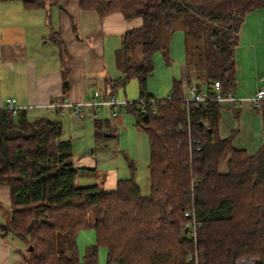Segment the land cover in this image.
<instances>
[{"label":"trees","instance_id":"trees-1","mask_svg":"<svg viewBox=\"0 0 264 264\" xmlns=\"http://www.w3.org/2000/svg\"><path fill=\"white\" fill-rule=\"evenodd\" d=\"M18 1L25 9H39L62 0ZM75 1L100 18L118 13L126 20L140 19L139 26L122 34L114 53L121 77L110 82L114 95L135 78L139 100L152 98L147 80L155 69L153 56L168 54L176 29L184 36L187 82H194L197 91H209L217 81L222 95L231 93L242 25L248 13L264 7V0ZM138 47L140 58L134 60ZM66 78L64 70V90ZM181 87L172 80L173 99L157 100L155 113L150 103L126 105L147 136L146 195L133 178L132 163L131 177L117 180L113 189L100 183L77 186L78 173L95 169L74 166L71 143L59 122L29 120L22 109L15 114L0 109V188L10 191L9 219L0 230L32 253L27 260L18 251L21 264H98L99 247L106 248L105 264H189L187 254L194 250L198 264L241 259L264 264V140L251 156L235 149V132L219 136V103H185ZM261 114L264 136V102ZM101 126L94 123L96 141ZM186 209L199 223L195 246L182 231ZM85 229L94 231L95 243L81 255L76 239Z\"/></svg>","mask_w":264,"mask_h":264},{"label":"crops","instance_id":"crops-1","mask_svg":"<svg viewBox=\"0 0 264 264\" xmlns=\"http://www.w3.org/2000/svg\"><path fill=\"white\" fill-rule=\"evenodd\" d=\"M106 17L100 18L94 11H82L75 0H62L58 6L39 9H25L18 0L0 1V109L6 107V100L12 99L16 108L26 111L29 120L49 118L59 122L64 136L65 121L61 118H76L72 108L50 105L87 102L95 92L99 93L97 100L111 96L110 82L121 76L116 78L111 71L107 37L118 28L122 31L124 18L118 13ZM255 27L259 29L258 34L250 32ZM240 36L234 51L235 80L231 94L241 100L235 104L219 103L218 132L221 138L235 132L233 147L251 156L264 140L261 107L255 108L247 101L264 88L261 87L264 83V7L247 14ZM243 48L245 57L241 59L238 53ZM64 70L66 90L63 89ZM179 73L177 80L182 84V97L187 86L194 82H187L184 66ZM84 112L95 118L98 111L94 114L90 107H85L81 118L76 119L82 122L89 119ZM95 122L101 124L95 119L93 130ZM89 161L83 163L91 165ZM85 166L75 164L78 168H94ZM116 181L105 188L113 189ZM9 206V188L1 187L0 227L7 224L4 214L9 215ZM0 264H21L20 258L12 255L1 230Z\"/></svg>","mask_w":264,"mask_h":264},{"label":"rangeland","instance_id":"rangeland-1","mask_svg":"<svg viewBox=\"0 0 264 264\" xmlns=\"http://www.w3.org/2000/svg\"><path fill=\"white\" fill-rule=\"evenodd\" d=\"M114 14L109 15L112 17ZM106 17V18H109ZM116 16V15H115ZM124 28L122 31L117 29V32H112L107 37L108 58L111 65L113 75L116 78L121 76L120 71L115 65L114 51L121 45L122 34L127 28L140 24V19H123ZM251 33L258 34V27L253 28ZM241 40V36L239 37ZM239 40V41H240ZM239 44V43H238ZM245 50L242 49L238 53V57L243 59L245 57ZM166 56V57H165ZM237 57V58H238ZM133 58L137 60L140 58V49L135 48L133 51ZM155 69L153 75L147 80V93L153 96L155 100L164 99L171 91L173 79L179 78L181 67H185V52H184V36L183 32L176 29L169 43V51L167 55L157 52L153 56ZM264 86V83L261 87ZM264 89V88H261ZM116 98L121 102L138 103V83L135 78L129 79L124 87L115 89ZM85 121L73 117L61 118L65 121L63 126L64 139H68L72 146V160L75 164L85 167H94V173H78L75 184L80 187L90 186L100 183L105 188L113 185L114 181L119 179H128L131 177L129 163L134 166L133 178L139 185L142 195L148 194L149 191V149L146 134L138 129L134 124L133 114L126 110V105L116 116H110L107 107L102 106L98 109L95 118L88 116ZM99 120L102 124V137L96 141L93 138V121ZM111 136H107V135ZM90 160L91 165L83 161ZM3 215V213H2ZM4 214L5 222L7 223L9 217ZM4 239L11 249L14 257L21 259L20 255L30 260L32 253L27 246L11 233H8ZM77 247L81 255H83L85 248L95 243V233L92 229L81 230L76 239ZM20 251V255L18 253ZM106 248L99 247L98 249V264H105Z\"/></svg>","mask_w":264,"mask_h":264},{"label":"built area","instance_id":"built-area-1","mask_svg":"<svg viewBox=\"0 0 264 264\" xmlns=\"http://www.w3.org/2000/svg\"><path fill=\"white\" fill-rule=\"evenodd\" d=\"M99 96L98 92H95L92 95L91 100L87 102H79L76 104H53L50 105L55 108H63V107H69L72 108L73 115L76 118H81L83 110L85 107H90L95 114L99 108L102 106H106L110 109V112L112 116L116 115L117 111L119 108L125 107L127 105L126 102H121L119 101L114 95H111L107 97L104 100H97V97ZM172 96L169 93L164 99L161 101L167 102L172 100ZM181 100L185 103L189 102H204L207 100H213L218 103L223 102V101H229L233 104H235L238 100H241L239 98H236L233 96L231 93H228L226 96L222 95L221 92V85L219 82L214 81L213 84L209 86V91L206 89H201L200 91H197L196 85L194 83H191L190 85L187 86V92L184 96L181 97ZM157 100L154 98L151 99H141L137 103L140 107H143L145 104L150 103L152 105L151 112L155 113L156 112V107H154V104L156 103ZM247 101L250 103L251 106L255 108H260L261 104L264 102V89H259L257 90L253 95L247 98ZM6 109L12 111L13 114H15L18 110L14 106V100L8 99L6 100ZM195 150H199V146L195 147ZM183 217L185 218V221L182 224V231L185 237L190 241L194 246L196 244V239H197V231L199 227V223L195 220V217L192 214L191 209H186L183 213ZM187 263L189 264H198L199 259L196 250L190 251L187 254ZM236 264H253L252 259H241L239 260Z\"/></svg>","mask_w":264,"mask_h":264}]
</instances>
